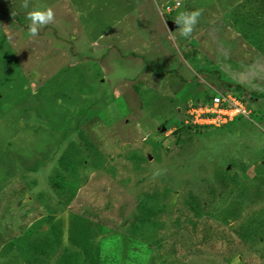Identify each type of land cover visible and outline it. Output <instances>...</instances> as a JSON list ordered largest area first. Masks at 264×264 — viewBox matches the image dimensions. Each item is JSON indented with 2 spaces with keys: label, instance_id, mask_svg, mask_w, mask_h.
I'll list each match as a JSON object with an SVG mask.
<instances>
[{
  "label": "rangeland",
  "instance_id": "obj_1",
  "mask_svg": "<svg viewBox=\"0 0 264 264\" xmlns=\"http://www.w3.org/2000/svg\"><path fill=\"white\" fill-rule=\"evenodd\" d=\"M260 4L0 0V264H264V25L237 22ZM208 86L251 114L180 144Z\"/></svg>",
  "mask_w": 264,
  "mask_h": 264
},
{
  "label": "built area",
  "instance_id": "obj_2",
  "mask_svg": "<svg viewBox=\"0 0 264 264\" xmlns=\"http://www.w3.org/2000/svg\"><path fill=\"white\" fill-rule=\"evenodd\" d=\"M170 11V9H169ZM213 99L210 103L194 106L190 103L187 111L186 125L213 126L220 128L235 121L239 117H249L245 94L234 91H222L209 86Z\"/></svg>",
  "mask_w": 264,
  "mask_h": 264
},
{
  "label": "trees",
  "instance_id": "obj_3",
  "mask_svg": "<svg viewBox=\"0 0 264 264\" xmlns=\"http://www.w3.org/2000/svg\"><path fill=\"white\" fill-rule=\"evenodd\" d=\"M262 2L264 3V0H262ZM260 6L261 7H258V9H263L264 10V6L262 5V4H260ZM169 8V7H168ZM241 9L242 7H238V9ZM243 9V8H242ZM247 9H250V8H247ZM244 12L242 13V14H244L245 13V11L246 10H243ZM264 11H256V18H255V20H248V18L250 17V14L248 13L247 15H246V17L244 18V19H237V22L239 23L238 25H240V26H242L243 28H242V30L244 31V33L245 34H247V33H250V32H252V34L254 35V37H256V36H258V30L261 28L262 29V27H263V25H264V14H262ZM3 13H5L4 11H0V20H3ZM246 14V13H245ZM11 16V15H10ZM263 16V17H262ZM12 18H14V21H16V22H19V23H21V24H23L24 23V15H12ZM258 20V21H257ZM258 22V23H255V22ZM260 22H261V24H260ZM178 25V24H177ZM261 25V26H260ZM179 29V25H178V28L175 30V31H177ZM253 30V31H249V30ZM261 31V30H260ZM0 87H5L6 85H8V83L7 82H4L5 81V79L4 78H0ZM12 84L13 83H11V86H12ZM5 85V86H4ZM14 86H16V87H19V86H21L20 84H18L17 82H15V85ZM13 87V86H12ZM208 88H209V90L211 91V94H208L207 93V95L203 98V99H199V98H196L197 100H194V99H191V100H187V102L185 103V106H184V108L183 109H180L181 111L180 112H184V119H183V123H182V125H180V126H178L177 128L175 127V131H173L174 133H173V135H174V137H176V139H177V142H179L180 144L183 142V140L182 139H184V136H186L185 134L186 133H194V132H198L199 130H202V129H210V128H217V127H213V126H207V125H204V126H199V125H192V124H189V125H186V123H185V121H186V118H187V111H188V106H189V104L190 103H193V105L196 107V106H198L199 104L201 105V104H205V103H210L211 101H212V99H213V93H212V90H211V88L208 86ZM222 91H225V92H227V91H229V90H222ZM235 91L236 92H241L242 91V87H240V86H236V88H235ZM242 97H243V95H241ZM255 96V94L252 96V97H254ZM258 96V95H257ZM259 97L260 98H264V95H259ZM1 100V99H0ZM252 100H253V98H252ZM184 110V111H183ZM234 122V121H233ZM174 127V126H173ZM172 127V128H173ZM171 128V129H172ZM169 129V128H168ZM0 163H1V161H0ZM221 176V175H220ZM224 178V179H223ZM221 179V180H220ZM219 180H220V185H222L223 183H226V182H229L228 181V179L226 178L225 179V175H222L221 176V178L219 177ZM223 180V181H222ZM215 205H213V207H214ZM192 210H193V208H192ZM204 212H206V210H205V208H204V210H203ZM142 212V211H141ZM140 212V210H139V213H137V215L135 216V213L133 214L134 216V218H140L141 220L143 219V216H142V214L144 215V213L142 212L141 213ZM199 214H200V212H199ZM150 218V217H149ZM150 220H151V222H150ZM146 222V221H145ZM152 222H154V219H152V218H150V219H148V222L147 223H152ZM131 225H133L134 227L136 226L135 225V222L133 223L132 222V224ZM149 228V227H148ZM190 249V248H189ZM191 250V249H190ZM191 256V255H190ZM89 257L86 255V259L84 260V263L83 264H88V261H89ZM77 264H82V263H77Z\"/></svg>",
  "mask_w": 264,
  "mask_h": 264
},
{
  "label": "clouds",
  "instance_id": "obj_4",
  "mask_svg": "<svg viewBox=\"0 0 264 264\" xmlns=\"http://www.w3.org/2000/svg\"><path fill=\"white\" fill-rule=\"evenodd\" d=\"M200 16L199 11H193L191 13H180L175 20L176 24H179V32L185 39L189 38L197 24L198 17ZM28 19L31 21L29 26L30 34L35 37L38 34V29L54 23L55 17L51 8L43 10H35L28 14Z\"/></svg>",
  "mask_w": 264,
  "mask_h": 264
},
{
  "label": "water",
  "instance_id": "obj_5",
  "mask_svg": "<svg viewBox=\"0 0 264 264\" xmlns=\"http://www.w3.org/2000/svg\"><path fill=\"white\" fill-rule=\"evenodd\" d=\"M167 26L169 27L171 32L175 31L178 28V25L174 22H168Z\"/></svg>",
  "mask_w": 264,
  "mask_h": 264
}]
</instances>
